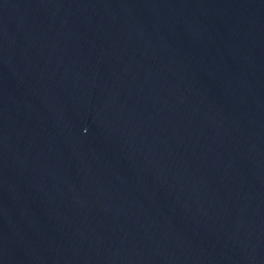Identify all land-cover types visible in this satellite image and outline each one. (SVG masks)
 I'll use <instances>...</instances> for the list:
<instances>
[{
    "label": "water",
    "instance_id": "obj_1",
    "mask_svg": "<svg viewBox=\"0 0 264 264\" xmlns=\"http://www.w3.org/2000/svg\"><path fill=\"white\" fill-rule=\"evenodd\" d=\"M0 264H264V0H0Z\"/></svg>",
    "mask_w": 264,
    "mask_h": 264
}]
</instances>
